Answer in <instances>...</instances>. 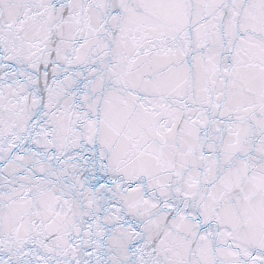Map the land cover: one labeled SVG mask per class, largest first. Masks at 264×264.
I'll return each instance as SVG.
<instances>
[{
	"label": "snow or ice",
	"instance_id": "snow-or-ice-1",
	"mask_svg": "<svg viewBox=\"0 0 264 264\" xmlns=\"http://www.w3.org/2000/svg\"><path fill=\"white\" fill-rule=\"evenodd\" d=\"M0 264H264V0H0Z\"/></svg>",
	"mask_w": 264,
	"mask_h": 264
}]
</instances>
